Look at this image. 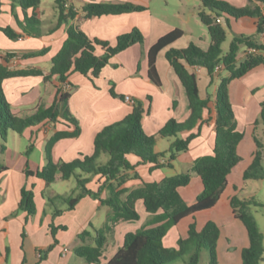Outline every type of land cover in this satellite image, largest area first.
Masks as SVG:
<instances>
[{"label": "crops", "instance_id": "0c3cea01", "mask_svg": "<svg viewBox=\"0 0 264 264\" xmlns=\"http://www.w3.org/2000/svg\"><path fill=\"white\" fill-rule=\"evenodd\" d=\"M196 1L162 0L166 7H161L160 11L155 13L153 0H67V7L77 12L76 18L49 34V30L56 26V23H51L50 27L40 30L42 37L33 38L26 36L19 29L13 15L11 0H0V27H10L22 34L20 37L22 40H11L0 31V65L11 69L36 68L48 74L51 70V60L61 50L67 39V28L70 25L79 27L91 39H99L111 45L116 44L119 36L130 33L134 29L140 30L145 38L144 45H133L115 56L98 79L92 80L91 77L80 73L72 74L67 82L70 86L68 90L65 85L59 83L57 77H54L51 82H45L43 77L6 80L4 91L13 113L32 115L41 107L49 108L56 99L57 88L66 89L71 94L70 112L78 120L82 132L78 138L59 141L53 149L52 157L55 162H71L82 156L92 155L97 134L104 127L123 120L133 111V104L112 96L111 90L114 89L120 96L130 97L143 103L146 111L143 119L144 130L148 135L157 137L156 151L165 153L161 149L164 138L159 135V132L172 118L178 122H185L190 116L189 103L181 82L166 59L169 48L162 50L157 58L161 86L155 85L149 79L147 52L159 39L175 30H181L184 35L171 45L172 48L183 49L190 43H195L203 49L210 46L209 31L199 18V13L203 11V4L200 0H198L200 2ZM223 1L236 7H245L249 4L248 0ZM105 2H130L146 6L148 10L91 19L85 17L83 8L86 5ZM14 13L21 21H24L20 7H16ZM230 23L231 30L228 33L231 32L233 35L254 36L257 32V26L253 22L231 19ZM255 40L264 45V33L256 36ZM46 48L49 52L45 56L24 57ZM247 51L248 48L241 52L240 57ZM8 53L16 55L9 62L6 61ZM97 54L103 55V49L98 47ZM192 71L199 76L201 95L207 97L210 91L208 89L210 78L206 70L197 68ZM220 75L225 77L228 73L221 70ZM229 91L238 128L245 135L238 147L242 160L228 176L227 186L218 203L211 209L183 219L171 229L165 239L174 233L173 243L168 247H177L179 240L188 237L191 224L195 223L197 229L201 231L208 222H214L220 230L217 244L219 264H242V253L250 246V241L245 225L235 216L231 207L233 197L252 199L262 204V209L254 207L253 211L259 228L264 234V203L259 199L264 194V180H244V173L251 166L257 150L255 138L259 139L264 146V125L255 126L260 119L261 106L264 103V67H259L242 79L232 82ZM149 97L152 100H149ZM212 117V113L205 111L204 118L208 121L202 126L201 135L191 143L188 152L178 156L170 168H153V164L140 165L137 157L128 156L131 164L136 166L135 171L130 174L137 172L140 179H130L123 188L132 190L144 183L161 182L165 178L186 173L191 170L195 160L212 155L215 148ZM74 129L60 118L57 123L45 121L38 126L26 129L21 135L12 131L8 133L5 143L6 151L4 153L0 151V163L9 168L0 175V264H87L84 259L75 254V250L83 245L79 235L90 229V226L96 229L104 228L112 213L111 208L102 205L98 199L86 196L78 203L75 210L67 211L64 207L60 209L64 210V213L54 219L53 210L48 205L51 198H45V193L52 190V186L60 179L48 186L36 175L28 177L25 174L27 166L36 173L47 164L46 147L53 135L58 132H72ZM188 135L189 133H184L181 137L186 138ZM0 143L1 149L3 141L0 140ZM179 165H186L184 167L187 168L184 169L186 171L180 172L183 167ZM90 179L88 189L98 192L105 179L101 176H90ZM23 188L34 191L37 214L29 216L21 212L16 217H11L19 208ZM203 191L202 180L196 175L189 186L179 189L181 196L190 206L197 202ZM58 196L66 195L53 190L51 197ZM107 197L108 192L104 191L101 198L107 199ZM136 210L140 215L138 221L121 222L116 226L114 234L108 235L105 253L99 264L109 263L123 246L128 233L137 232L139 228L141 230L154 227V215L147 212L142 200L136 203ZM51 225L66 228L59 229L56 243ZM24 232L25 238H23ZM86 244H93V239H88ZM51 245H54V248L43 260L47 248Z\"/></svg>", "mask_w": 264, "mask_h": 264}, {"label": "trees", "instance_id": "16d2710c", "mask_svg": "<svg viewBox=\"0 0 264 264\" xmlns=\"http://www.w3.org/2000/svg\"><path fill=\"white\" fill-rule=\"evenodd\" d=\"M11 1L13 15L19 29L28 37H42L41 0ZM200 1L203 4V11L199 13V18L207 27L211 38L207 49L195 43H190L183 49L172 48L171 45L184 35L181 30H175L159 39L147 52L149 79L155 85L161 86L157 58L162 50L169 48L166 59L181 82L189 103L190 116L185 122H178L172 118L159 132L161 137L173 139L167 153L156 151L157 137L148 135L143 127L146 113L143 103L134 100L133 111L126 118L104 127L97 134L92 155L82 156L71 162H55L52 157L55 145L63 139L78 138L82 132L78 121L71 115L68 108L71 94L66 89L58 87L56 99L51 107H41L32 115H18L13 113L4 91V82L13 78L43 77L45 82H51L54 77H57L59 83L65 86L74 73L91 77L92 80L98 79L115 56L133 45H144L145 38L140 30L134 29L130 33L119 36L116 44L111 45L109 42L91 39L79 27L70 25L67 28V39L61 50L52 58L51 70L48 74L36 68L15 70L0 65V137L3 141L1 153L6 151L5 143L10 131L21 135L26 129L38 126L45 121L57 123L62 118L75 128L74 131L58 132L53 135L46 147L47 164L36 173L27 166L25 174L28 177L36 175L48 186L56 183L58 179L62 181L76 179L78 190L76 197L58 196L49 200V204L54 208V219L64 213V210L56 207V200L63 201L67 205V211L75 210L78 203L86 196L98 199L102 205L111 208L112 213L104 228L96 229L90 226V229L79 235L83 245L75 250V254L84 259L87 264L101 263L108 235L114 234L119 223L140 219L136 210V203L140 200L144 202L147 212L154 215V227L128 233L123 246L108 264H171L180 260H184L186 264H200L204 250L209 253V264H219L217 244L220 230L214 222H208L201 231L197 229L195 223L191 224L188 237L179 240L177 247H162L161 242L183 219L211 209L218 203L227 186L228 176L242 160L238 147L245 135L238 128L229 88L232 82L242 79L259 67H264V45L255 40L256 36L264 33V0H248L249 4L245 7H236L223 0ZM56 3L58 21L56 26L49 30V34L69 24L77 16L73 8L67 7V0H57ZM16 7L21 8L24 21H21L14 13ZM147 10L146 6L130 2H105L86 5L83 13L86 18L91 19ZM231 19L253 22L257 26V32L254 36L234 35L228 52L224 54L223 45L227 41L228 31L231 30ZM0 31L11 40H18L22 36L10 27H0ZM98 47L103 49V55L97 54ZM243 47L254 48L258 53H245L240 57ZM48 52L49 49L46 48L24 57H41ZM15 56L13 53H8L6 61L9 62ZM220 67L228 73L227 76L220 75L221 70H218ZM197 68L206 70L210 78L209 90L216 85L213 92L209 91L207 97L201 95L199 76L192 71ZM111 94L115 98L123 100L127 98L116 94L114 89L111 90ZM149 100L152 98L149 97ZM261 107V116L255 126L264 125V103ZM207 110L213 114L211 120L214 121L215 148L212 155L195 160L191 170L186 173L165 178L161 182L144 183L132 190L123 188L130 179H140L137 172L130 174L135 171L136 166L131 164L128 156L137 157L140 165L153 164V168L172 167L178 156L188 152L191 143L201 135L202 126L208 121L204 118ZM195 130L197 131L194 132ZM184 133L189 135L182 138ZM255 141L257 150L251 166L244 173L245 181L264 180V146L259 139L255 138ZM104 155L108 156V161L100 165L99 160ZM8 170V166L0 163V175ZM194 175L202 180L204 191L197 202L190 206L181 196L179 189L189 186ZM90 176H101L105 179L98 192L88 189ZM104 191L108 192L107 199L101 198ZM231 207L235 216L245 225L250 241V246L242 253V264L263 263L264 234L259 228L253 211L254 207H262V204L252 199L235 196L231 199ZM21 212L29 216L37 214L35 193L32 189H22L19 208L11 217H16ZM59 229L66 228L51 225L55 243ZM23 238H25V232ZM88 239H93V244H86ZM53 248L54 245L47 248L43 260Z\"/></svg>", "mask_w": 264, "mask_h": 264}, {"label": "rangeland", "instance_id": "374dc122", "mask_svg": "<svg viewBox=\"0 0 264 264\" xmlns=\"http://www.w3.org/2000/svg\"><path fill=\"white\" fill-rule=\"evenodd\" d=\"M56 1L57 0H41V10L44 12V16L42 17L44 25L42 27H40V30H44L46 27H50L51 23H56L57 24V21H58V6H57ZM153 1H154L153 2V12H155V13L160 11L161 7H166V4L163 3L162 0H153ZM196 2H200V1L197 0ZM170 5H172V4H170ZM207 35H208V33H207ZM233 37H234L233 33L229 32L228 36H227V41L223 45L224 54H226L228 52L229 46H230V44H231V42L233 40ZM245 49H246V47H243L241 52H243ZM210 91L212 92L213 88H210ZM69 102H70V100H69ZM68 108H70L69 103H68ZM0 140H2L1 137H0ZM163 140L164 141H163V143L161 145V149H162V151L167 153L168 150H169L170 144L172 143L173 139L172 138H164ZM107 161H108V156L104 155L99 160V164L100 165H104ZM179 166L183 167V169H180V172L186 171V170H184V169H187V168H184L186 165H179ZM53 190L56 191L57 193H60L61 195H66L67 197H76L78 195L77 181L74 178L70 179L69 182H64V181L60 180L58 183H56V184H54L52 186V190H49V191H47L45 193V198L54 199V198L51 197V195L53 193ZM259 199L261 201H263V203H264V194H262V196H260ZM48 205H49L50 209L54 210V208L51 207L50 204H48ZM55 205H56V207L58 209H62L64 207H67V205L65 203H63L62 201H60V200H56L55 201ZM262 207H261V209H262ZM139 230H140V228H139ZM173 234L174 233H171V235H170V237H168V239H164L161 242V246L162 247H168V246L172 245L171 243H173V240H174V235ZM171 264H186V263H185L184 260H180V261H177V262H173ZM200 264H209V253H208V251L204 250L202 252ZM261 264H264V262L261 263Z\"/></svg>", "mask_w": 264, "mask_h": 264}, {"label": "built area", "instance_id": "2783aa9c", "mask_svg": "<svg viewBox=\"0 0 264 264\" xmlns=\"http://www.w3.org/2000/svg\"><path fill=\"white\" fill-rule=\"evenodd\" d=\"M263 10H264V6H263ZM219 22H220V21H219ZM19 39L22 40V38H19ZM253 53H258V51H257L256 49H254V48L248 49L247 54H253ZM221 69H222L221 67L218 68V70H221ZM69 87H70V86L67 84V85H66V89L68 90ZM126 101L129 102V103H131V104H134V99H133V98L127 97V98H126ZM66 251H67V250H66Z\"/></svg>", "mask_w": 264, "mask_h": 264}]
</instances>
